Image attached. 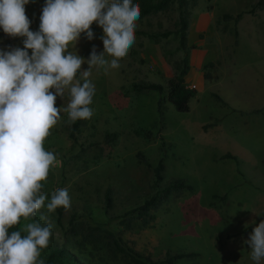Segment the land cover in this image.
Here are the masks:
<instances>
[{
  "label": "rangeland",
  "instance_id": "obj_1",
  "mask_svg": "<svg viewBox=\"0 0 264 264\" xmlns=\"http://www.w3.org/2000/svg\"><path fill=\"white\" fill-rule=\"evenodd\" d=\"M257 1L196 0L190 8L185 53L175 37L162 36L176 29L177 10L145 17L136 22L135 43L120 60V67L107 73L92 70L93 116L83 120L73 140L69 136L72 124L62 112L44 141V148L53 151L59 163L50 169L42 191L50 198L54 189L67 187L71 197V206L60 219L56 211L48 213L46 208L35 217L44 214L52 222L50 244L71 248L79 240L85 250L75 251L84 263L125 264L121 258L111 259L107 247H102L109 241L106 232L111 231L137 252L154 258L167 252L193 253L175 264H255L244 243L253 230L242 231L264 220V114L239 116L217 92L224 93L234 69L251 65L257 70L264 63V10L244 14L238 23L222 19L224 14L248 11ZM45 2L30 0L25 6L33 32L39 30ZM91 31V41L81 34L75 49L69 47L85 61L93 47L97 54L104 51L103 29L93 23ZM8 37L13 48L23 49V37ZM184 56L189 77L195 71L207 72L220 81L196 77L190 85L195 95L189 111L181 113L166 97L167 80L177 74ZM210 63L212 67L205 69ZM86 70L87 63L81 66V71ZM141 82L160 84L164 92L131 90L133 83ZM69 100L66 91L57 97L55 106L66 107ZM135 131L150 132V139ZM112 133L116 139L107 142L106 135ZM138 153L150 168L138 160ZM227 154L237 161L226 158ZM159 161L165 168V181L184 180L192 191L173 193L163 200L148 226L137 219L127 222L123 216L155 193L152 169ZM107 188L112 190L113 205L105 211ZM72 218L83 237L74 238L68 232ZM88 233L101 240L100 249L84 240Z\"/></svg>",
  "mask_w": 264,
  "mask_h": 264
},
{
  "label": "clouds",
  "instance_id": "obj_2",
  "mask_svg": "<svg viewBox=\"0 0 264 264\" xmlns=\"http://www.w3.org/2000/svg\"><path fill=\"white\" fill-rule=\"evenodd\" d=\"M29 2L0 0V29L24 38L23 49L0 50V264H45L40 257L49 246L53 224L47 215L35 217L44 208L48 213L69 208L71 197L67 187L54 189L50 198L42 191L50 169L59 163L44 141L62 112L69 124L93 116L92 70L107 73L120 67L135 43L140 17L134 0H46L39 30L33 32L25 9ZM93 23L103 29L104 51L97 54L93 47L85 61L69 47L75 49L81 34L91 41ZM85 63L88 70L81 71ZM66 91L67 106L56 107L57 97ZM22 219L23 227L13 230ZM244 243L250 259L261 264L264 220Z\"/></svg>",
  "mask_w": 264,
  "mask_h": 264
},
{
  "label": "trees",
  "instance_id": "obj_3",
  "mask_svg": "<svg viewBox=\"0 0 264 264\" xmlns=\"http://www.w3.org/2000/svg\"><path fill=\"white\" fill-rule=\"evenodd\" d=\"M134 3H137L140 8V17L137 22H140L145 17L151 15H156L159 13L166 14L177 10L178 21L176 22V29L173 32H165L164 34H162V36L165 38H168L169 36L175 37L178 40L179 49L184 53L188 50L187 29L189 25L190 8L195 6L196 0H134ZM262 10H264V0H258L248 11L238 13L235 16L224 14L222 16V19L224 21L232 20L235 23H238L244 14L254 15ZM234 35L235 44H237L238 32L235 31ZM12 48V43L8 35H6L3 30L0 29V50L8 51ZM209 67H212L211 63L204 65L205 69ZM188 72V58L187 56H184L181 61L180 67H178L177 74L167 80L166 100L173 105L176 111L181 113H186L189 111V102L195 95V90L186 86V77L188 76ZM203 78H205L206 80L217 79V77H211L207 72L203 74ZM131 90L136 93H141L144 91H155L158 93L164 92V88L162 85L147 82L133 83L131 85ZM214 97L216 100L223 103L219 96L214 95ZM159 106H161L160 101ZM82 123L83 120H78L75 123H72V128L69 133L71 139H76L75 133L79 132ZM135 134L137 136H142L145 139H150L151 136L150 132L144 131H135ZM115 139V133L106 135L107 142L114 141ZM225 157L237 161L236 157L231 154H227ZM137 158L146 167L150 168L141 153L137 154ZM164 170L165 168L162 161H159L158 164L152 169L153 184L156 189L155 193L148 196L141 206L126 213L123 216V219L127 220V222H130L134 219L141 220L142 226H148L149 223L154 221L155 216L153 212L157 209V207L163 200H167L173 193L178 194L184 190L192 191V187L186 184L184 180L173 179L168 182L165 181ZM112 205V190L110 188H107L104 192L105 211L110 210L112 208ZM64 210L65 208H58L56 210L58 219L63 216ZM23 221L24 220L22 219L21 223L17 225L13 230H19L20 228H22ZM58 222L60 223V220H58ZM74 222L75 221L73 220V218L69 220V224L71 225V227L68 232L71 233V237L75 238L78 237L79 234L82 235V231L78 223ZM122 223H125V221L123 220ZM253 227L254 226H249L245 228L242 231V234L248 233L249 231L253 230ZM106 236L109 238V241L105 242L102 247H107V251L111 259L117 260L121 258V260L125 264H175L177 261L194 256L193 253L172 254L171 252H167L160 258H154L151 254H142L137 252L132 247L128 246L121 237L117 236L111 231L106 232ZM84 240L91 244L94 249L101 248V246H99L101 240L96 237L95 234L88 233L86 236H84ZM75 250L80 253L84 251V242L82 243L81 241L77 240L74 242V244H72L71 248L67 247L65 244L59 246L49 243L48 248L42 251L40 258L44 260L45 264H86L78 256Z\"/></svg>",
  "mask_w": 264,
  "mask_h": 264
},
{
  "label": "crops",
  "instance_id": "obj_4",
  "mask_svg": "<svg viewBox=\"0 0 264 264\" xmlns=\"http://www.w3.org/2000/svg\"><path fill=\"white\" fill-rule=\"evenodd\" d=\"M232 72L225 82L224 93L217 92V95L239 116L264 114V63L257 70L247 65L238 71L234 69ZM189 76L190 73L186 77V86L191 88L190 85H193L191 83H194L196 77H203V74L195 71L191 77ZM219 79L217 77L215 82H219ZM247 82L251 83L246 85Z\"/></svg>",
  "mask_w": 264,
  "mask_h": 264
}]
</instances>
